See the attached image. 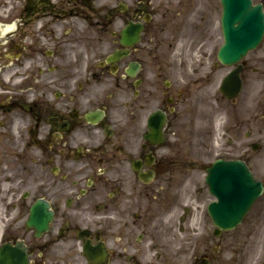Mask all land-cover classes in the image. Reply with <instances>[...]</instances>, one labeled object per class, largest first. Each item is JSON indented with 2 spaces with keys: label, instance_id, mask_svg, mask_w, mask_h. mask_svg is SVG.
I'll return each mask as SVG.
<instances>
[{
  "label": "flooded vegetation",
  "instance_id": "obj_1",
  "mask_svg": "<svg viewBox=\"0 0 264 264\" xmlns=\"http://www.w3.org/2000/svg\"><path fill=\"white\" fill-rule=\"evenodd\" d=\"M222 18V0H0V264H264V192L230 228L206 182L223 159L264 185V97L209 95L239 66Z\"/></svg>",
  "mask_w": 264,
  "mask_h": 264
},
{
  "label": "water",
  "instance_id": "obj_2",
  "mask_svg": "<svg viewBox=\"0 0 264 264\" xmlns=\"http://www.w3.org/2000/svg\"><path fill=\"white\" fill-rule=\"evenodd\" d=\"M247 4V8L250 6V0H226V10L229 14H235L236 21L239 18L246 19V25L249 29H240L234 33H228L226 36V44L222 49L221 58L226 59V63H234L238 61L247 51L254 48L262 39L264 32V21L262 17L256 15L253 10H250L248 16H243V9ZM230 9V10H229ZM231 11V12H230ZM226 17V22L228 21ZM256 33V35H255ZM224 93L228 96H236L241 90V81L238 79V74L231 75L227 78L225 84L222 87ZM241 165V164H240ZM228 164L219 166L217 170L212 169L211 174L214 175L213 181L218 185H226L230 191V198L237 202H245L242 205L232 204V211L236 212V216L232 219V224H236L240 221L242 215L247 210L252 201L260 194L261 187L255 189L252 185V179L250 174L246 172L245 167L242 165ZM214 170V171H213ZM242 175H247V179H243ZM232 185H234L232 187ZM237 186V187H235Z\"/></svg>",
  "mask_w": 264,
  "mask_h": 264
},
{
  "label": "rangeland",
  "instance_id": "obj_3",
  "mask_svg": "<svg viewBox=\"0 0 264 264\" xmlns=\"http://www.w3.org/2000/svg\"><path fill=\"white\" fill-rule=\"evenodd\" d=\"M258 55L260 56V57H262V58H264V43H263V47L261 48V49H259L258 50ZM181 61V59H179V62ZM184 61L185 62H187V56L184 58ZM184 61L182 60V63L184 64ZM191 62H193L195 65H198V60L196 59L195 60V58L193 59V60H190ZM191 62H189V63H191ZM181 63V64H182ZM183 64H182V66H183ZM257 73H260V72H252V74H251V76H249L248 77V79L246 80V86H245V92H244V94H243V97H246V96H248V94L246 93L247 92V89H248V86L249 85H251L252 83H254L253 82V78H254V76L256 75V76H261V78H262V80L261 81H259V82H257V84H258V86H259V93H258V95L256 96V97H259V95H261L262 94V96H264V72H263V74L261 73V75L260 74H257ZM255 84V83H254ZM200 85V84H199ZM218 90V87L216 86V88H213V90H211V93L209 94L210 96H214L215 95V92ZM203 91H204V89H203ZM205 92V91H204ZM242 97V98H243ZM250 97L251 98H253L254 97V95H250ZM255 97V98H256ZM248 98H249V96H248ZM254 98V99H255ZM213 104L214 105H216V102H214L213 101Z\"/></svg>",
  "mask_w": 264,
  "mask_h": 264
},
{
  "label": "bare ground",
  "instance_id": "obj_4",
  "mask_svg": "<svg viewBox=\"0 0 264 264\" xmlns=\"http://www.w3.org/2000/svg\"><path fill=\"white\" fill-rule=\"evenodd\" d=\"M257 91H258V87L257 86H252L251 92L252 93H257Z\"/></svg>",
  "mask_w": 264,
  "mask_h": 264
}]
</instances>
